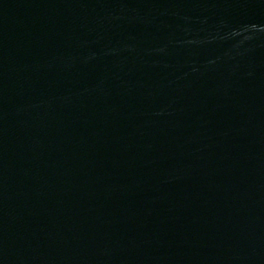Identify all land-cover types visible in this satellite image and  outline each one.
<instances>
[{
  "label": "water",
  "instance_id": "water-1",
  "mask_svg": "<svg viewBox=\"0 0 264 264\" xmlns=\"http://www.w3.org/2000/svg\"><path fill=\"white\" fill-rule=\"evenodd\" d=\"M0 264H264V0H0Z\"/></svg>",
  "mask_w": 264,
  "mask_h": 264
}]
</instances>
